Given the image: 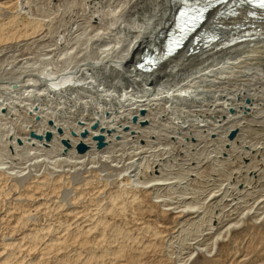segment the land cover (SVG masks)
<instances>
[{"label": "rangeland", "instance_id": "rangeland-1", "mask_svg": "<svg viewBox=\"0 0 264 264\" xmlns=\"http://www.w3.org/2000/svg\"><path fill=\"white\" fill-rule=\"evenodd\" d=\"M1 1L0 51L9 55L68 40L113 3ZM39 31L48 39L35 41ZM251 119L230 146L224 130L159 131L133 154L145 156L137 166L126 156L123 165L82 171L40 164L17 177L1 168L0 264H264V119ZM25 160L6 171H23ZM156 178L173 184L143 187Z\"/></svg>", "mask_w": 264, "mask_h": 264}, {"label": "bare ground", "instance_id": "bare-ground-1", "mask_svg": "<svg viewBox=\"0 0 264 264\" xmlns=\"http://www.w3.org/2000/svg\"><path fill=\"white\" fill-rule=\"evenodd\" d=\"M175 4L173 0H113L111 8L106 4L102 13L93 14L97 25L87 22L84 28L80 23L84 29L68 35V40H53L36 53L0 51L4 62L9 60L0 66V169L18 177L40 164L57 163L76 171L116 167L134 159L133 154L144 153L145 144L140 143L166 130L174 134L169 137L184 131L189 137L192 130L215 135L224 130V144L230 146L242 124L251 118L264 119V12H254L244 0H230L223 9H213L214 20L203 24L220 33L213 46L187 52L199 27L156 68L145 71L135 66L143 48H160L163 37L159 34L171 24L166 22ZM45 33L32 38L48 39ZM4 41L0 36V42ZM162 116H167L168 123L161 121ZM234 128L236 136L229 140L227 133ZM31 131L42 137L30 135ZM46 131L51 132L50 139L44 138ZM98 133L104 135L101 148L93 138ZM63 138L69 146L62 144ZM79 140L88 145L82 153L75 149ZM127 143H133L132 152L121 150ZM126 156L131 159L125 161ZM20 157L26 158L23 171H6ZM144 157L138 155L131 162L141 165ZM162 180L156 178L143 187L173 184ZM227 226L226 231L231 224Z\"/></svg>", "mask_w": 264, "mask_h": 264}, {"label": "water", "instance_id": "water-1", "mask_svg": "<svg viewBox=\"0 0 264 264\" xmlns=\"http://www.w3.org/2000/svg\"><path fill=\"white\" fill-rule=\"evenodd\" d=\"M198 33L200 34V37H198V39L200 40V42L199 43H202V42H204V41H207V40H209V39H207L206 37L210 34V33H208L206 30H199L198 31ZM161 35H163V34H161L160 33V35L159 36H161ZM211 40V39H210ZM156 47H151V49L150 50H152V49H155ZM165 48H167L166 46H164V49ZM161 52H163V51H161ZM147 54H149V53H147ZM161 54V53H160ZM155 57H158V55H152V58L150 59V58H148L146 61H144L141 65H146V64H154V63H156V61H154V58ZM141 65H138V66H141ZM140 113H142L143 114V110L141 109L140 110ZM136 117L135 116H133V120L135 119ZM143 122L144 121H141V123L143 124ZM49 123H51V121L49 120ZM96 126V123H94L93 124V127H95ZM58 129V131H61V129L60 128H57ZM236 133H237V129L236 128H234V129H232V130H230L228 133H227V138L229 139V140H232L235 136H236ZM86 134V130H83V131H81V135L82 136H84ZM30 135H32V136H35V137H37V138H41L42 137V135H40V134H36L35 132H33V131H31L30 132ZM44 138L45 139H50L51 138V132L50 131H46L45 132V135H44ZM93 138L96 140V146L98 147V148H101V147H103L104 146V144H105V140H104V135L102 134V133H98V134H95V135H93ZM61 142H62V144H64L65 146H69V142L66 140V139H62L61 140ZM87 144L83 141V140H79L77 143H76V145H75V149H76V151L77 152H79V153H82V152H84V151H86V149H87Z\"/></svg>", "mask_w": 264, "mask_h": 264}, {"label": "snow or ice", "instance_id": "snow-or-ice-1", "mask_svg": "<svg viewBox=\"0 0 264 264\" xmlns=\"http://www.w3.org/2000/svg\"><path fill=\"white\" fill-rule=\"evenodd\" d=\"M197 2H198V0H197Z\"/></svg>", "mask_w": 264, "mask_h": 264}]
</instances>
